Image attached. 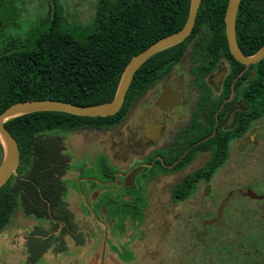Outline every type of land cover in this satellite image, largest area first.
<instances>
[{
	"label": "trees",
	"instance_id": "16d2710c",
	"mask_svg": "<svg viewBox=\"0 0 264 264\" xmlns=\"http://www.w3.org/2000/svg\"><path fill=\"white\" fill-rule=\"evenodd\" d=\"M227 1L200 0L188 36L139 65L125 92L126 100L133 90H142L163 68L179 59L184 51L183 43L197 28L202 27L207 35L222 39L225 47L223 14ZM188 5L189 0H95L92 28L77 40L61 25L59 2L48 0L45 24L32 32L31 40L10 41L0 50V111L22 100L54 99L78 105L108 101L130 57L154 40L179 29ZM234 29L241 52L253 54L264 43V0H240ZM231 59L237 65L232 77L243 64ZM245 78L248 81L242 86V94L246 107L236 115L230 139L240 137L264 113V57L242 72L241 80ZM125 101L116 113L107 116L41 110L4 121L3 125L17 142L19 160L0 187V230L17 207L25 216L40 217L43 224L48 221L46 202L60 205L59 175L67 169L63 132L92 120H99L104 127L110 126L120 118ZM218 146L216 154L188 178L208 180L225 161L226 152L223 146L221 151ZM2 157L0 142V163ZM182 188L185 197L189 190L186 184ZM235 194L228 195V206L221 209L218 220L196 228L197 244L204 258L201 264H264V203L258 205L257 212L248 207H233ZM231 226L234 230L224 234V228ZM34 231L33 226L30 232ZM49 243L48 238H28L26 261L33 263L42 258ZM190 263V259H185L183 264Z\"/></svg>",
	"mask_w": 264,
	"mask_h": 264
},
{
	"label": "flooded vegetation",
	"instance_id": "af4514ba",
	"mask_svg": "<svg viewBox=\"0 0 264 264\" xmlns=\"http://www.w3.org/2000/svg\"><path fill=\"white\" fill-rule=\"evenodd\" d=\"M183 48L179 59L142 90H133L128 100L124 95L120 108L125 100L126 106L112 125L104 127L92 120L63 132L67 169L59 175L62 187L54 196L60 205L45 201L50 227L45 229L42 218L33 217L36 231L25 236V240L49 239L42 258L68 254L103 228L106 235L125 242L123 252L130 241H138L144 252L148 241L161 239L170 226L182 222L180 203L212 175L195 180L191 174L216 154L217 145L227 155L235 117L246 107L242 86L248 79L241 80V75L251 64L231 77L237 65L226 37L224 47L222 39L207 35L202 27ZM245 132L240 137L247 140ZM198 158L203 160L201 166L185 170ZM183 184L189 190L185 197ZM208 188L204 185L203 194ZM231 193L219 200L214 212H210L209 197L208 204H199L187 219L198 226L210 225L228 206ZM39 197L44 199L40 193ZM107 263L112 262H97Z\"/></svg>",
	"mask_w": 264,
	"mask_h": 264
},
{
	"label": "rangeland",
	"instance_id": "374dc122",
	"mask_svg": "<svg viewBox=\"0 0 264 264\" xmlns=\"http://www.w3.org/2000/svg\"><path fill=\"white\" fill-rule=\"evenodd\" d=\"M57 2L61 7L62 27L75 39L83 38L92 28L95 0ZM47 9L48 0H2L0 50L7 47L10 41H30L32 32L45 24ZM245 134L247 140L239 137L230 141L223 164L212 173L207 183L200 181L191 197L180 203L182 224L170 226L161 239L148 241L144 252H140L142 245H138V241H130L128 249L123 252L125 242L113 238L112 235H106V229L103 228L102 232L92 235L88 241L83 242L77 249H71L68 254L62 253L52 257L46 254L43 258L29 263L25 260L26 252L23 246L27 242L25 236L36 223L33 217L25 216L17 207L0 230V264H97L101 261L114 264H183L185 259H190V264H201L204 258L201 257L202 250L195 236L198 225H195L192 218L187 219L188 214L194 216L192 210L196 212L199 204H208L210 197L213 202L210 212H214L219 200L223 199L228 191L237 194L232 200L233 207H248L257 212L258 205L264 203V199H250L237 192L238 189L249 187L257 194L264 193V113L251 123ZM202 164V159H193L190 165L184 168L188 170ZM204 185L209 186L206 193L209 195L203 194ZM42 226L45 229L50 227L46 221ZM232 230V226L224 228L223 233L228 234ZM210 252L214 254L213 250Z\"/></svg>",
	"mask_w": 264,
	"mask_h": 264
},
{
	"label": "water",
	"instance_id": "95a60500",
	"mask_svg": "<svg viewBox=\"0 0 264 264\" xmlns=\"http://www.w3.org/2000/svg\"><path fill=\"white\" fill-rule=\"evenodd\" d=\"M199 1L200 0H189L185 21L179 29L154 40L147 47L130 57L121 73L115 92L112 98L108 101L91 105H78L54 99L22 100L11 103L0 111V142L3 146V157L0 163V187L8 179L12 172H14L19 160L17 142L3 125L4 121L20 114L41 110L60 111L74 115L91 117L107 116L116 113L121 106L122 99L132 76L139 65L154 53L180 42L188 35L195 20ZM239 1L240 0L227 1L223 14L224 32L229 53L239 63H242L244 66H248L264 57V43L251 55H245L239 49L234 33L235 15ZM165 92L166 91H164V93ZM240 193L250 199H264V193L257 194L249 187H245ZM48 213H50L49 208ZM214 219L215 217L209 220L208 223Z\"/></svg>",
	"mask_w": 264,
	"mask_h": 264
}]
</instances>
